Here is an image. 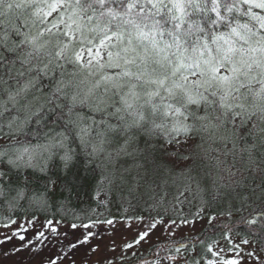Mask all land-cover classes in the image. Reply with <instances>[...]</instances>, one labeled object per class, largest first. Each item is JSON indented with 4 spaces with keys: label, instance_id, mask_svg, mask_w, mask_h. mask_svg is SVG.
Returning <instances> with one entry per match:
<instances>
[{
    "label": "snow or ice",
    "instance_id": "snow-or-ice-1",
    "mask_svg": "<svg viewBox=\"0 0 264 264\" xmlns=\"http://www.w3.org/2000/svg\"><path fill=\"white\" fill-rule=\"evenodd\" d=\"M0 140L6 258L264 264V0H0Z\"/></svg>",
    "mask_w": 264,
    "mask_h": 264
},
{
    "label": "rangeland",
    "instance_id": "rangeland-1",
    "mask_svg": "<svg viewBox=\"0 0 264 264\" xmlns=\"http://www.w3.org/2000/svg\"><path fill=\"white\" fill-rule=\"evenodd\" d=\"M20 139V137H17V141ZM4 141L0 140V143H3ZM19 142V141H18ZM24 142H29V141H24ZM24 142H21V143H24ZM31 143H36L34 141H32ZM101 199H103V195H101ZM91 206H94L93 204ZM254 206V205H253ZM88 207V206H87ZM245 215L246 214V211L244 212ZM15 227V226H13ZM0 231H4V229H0ZM200 232V226L198 225L196 227V229H194L193 231L189 232L188 230H185L184 232L182 233H179V236H188V237H194L196 235H198ZM157 237H160L161 240H163V236H161L160 232H157L155 236H153L152 238V243L155 244L156 243V240H157ZM179 238V237H178ZM13 243H18V241H14ZM12 247V244H8L7 246H5V249L3 250H7V249H10ZM153 248L152 245L150 244H145L143 245L142 247H140L138 250H137V255L138 256H143L145 255L149 249ZM3 250H0V264H23V262H25L27 260V254H17L15 256H11V257H4L3 254H2V251ZM156 251V249L153 250V252ZM198 251V249H197ZM153 252H152V256H145V257H142L141 260L144 261V260H148V261H151L153 259ZM257 255L260 256L261 260L264 261V252H259V250H257ZM160 256L161 258H163L164 256V253L163 251L161 250L160 251ZM191 258V257H190ZM78 264H79V260H78ZM161 264H164V261L163 259H161ZM245 264H256V261L255 260H251V261H248L247 259L245 260Z\"/></svg>",
    "mask_w": 264,
    "mask_h": 264
},
{
    "label": "trees",
    "instance_id": "trees-1",
    "mask_svg": "<svg viewBox=\"0 0 264 264\" xmlns=\"http://www.w3.org/2000/svg\"><path fill=\"white\" fill-rule=\"evenodd\" d=\"M19 137H20V139L18 140L19 142H24V141L36 142L35 138H26L23 135H21ZM92 195H93L92 191L89 190L88 192L83 194L82 199L80 201H77V203H79L81 207H87V206L92 205V204L94 205V201L91 199ZM255 206L256 205H254L253 207H255ZM250 211H251V208L247 209L246 214H248V212H250ZM244 215H245V213H244ZM197 249L199 251V248H197ZM153 250H154V248L149 249L148 252L145 255L140 256V258L145 257V256H152Z\"/></svg>",
    "mask_w": 264,
    "mask_h": 264
}]
</instances>
